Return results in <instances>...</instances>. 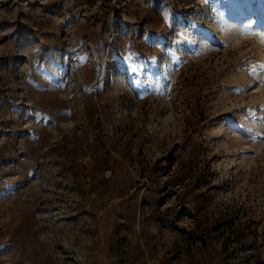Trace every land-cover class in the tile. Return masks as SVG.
Segmentation results:
<instances>
[{
    "label": "rangeland",
    "instance_id": "1",
    "mask_svg": "<svg viewBox=\"0 0 264 264\" xmlns=\"http://www.w3.org/2000/svg\"><path fill=\"white\" fill-rule=\"evenodd\" d=\"M97 260L264 264V0H0V264Z\"/></svg>",
    "mask_w": 264,
    "mask_h": 264
},
{
    "label": "crops",
    "instance_id": "2",
    "mask_svg": "<svg viewBox=\"0 0 264 264\" xmlns=\"http://www.w3.org/2000/svg\"><path fill=\"white\" fill-rule=\"evenodd\" d=\"M94 264H110L108 261L101 262L100 260L95 261Z\"/></svg>",
    "mask_w": 264,
    "mask_h": 264
},
{
    "label": "snow or ice",
    "instance_id": "3",
    "mask_svg": "<svg viewBox=\"0 0 264 264\" xmlns=\"http://www.w3.org/2000/svg\"><path fill=\"white\" fill-rule=\"evenodd\" d=\"M132 71H135V69H133Z\"/></svg>",
    "mask_w": 264,
    "mask_h": 264
}]
</instances>
